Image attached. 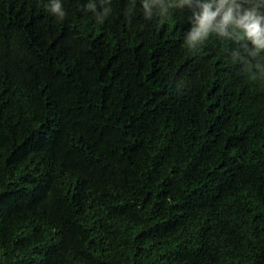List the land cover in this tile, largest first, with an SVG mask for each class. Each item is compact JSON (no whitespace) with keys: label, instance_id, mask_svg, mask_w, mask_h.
Listing matches in <instances>:
<instances>
[{"label":"trees","instance_id":"obj_1","mask_svg":"<svg viewBox=\"0 0 264 264\" xmlns=\"http://www.w3.org/2000/svg\"><path fill=\"white\" fill-rule=\"evenodd\" d=\"M206 3L0 0V264H264V52Z\"/></svg>","mask_w":264,"mask_h":264},{"label":"clouds","instance_id":"obj_2","mask_svg":"<svg viewBox=\"0 0 264 264\" xmlns=\"http://www.w3.org/2000/svg\"><path fill=\"white\" fill-rule=\"evenodd\" d=\"M185 2H188V0H185ZM234 3L235 0H219V5L215 11L212 10L211 3L201 5L199 14L194 15L195 27L192 28L187 42L191 45L206 37L210 31L214 30V22L219 17L215 30L219 31L220 34H223V30L227 26H234L243 32L244 38L252 45L254 55L257 52H264V16L258 15L255 9L246 10L241 15L238 7L236 15H234L231 6ZM52 11L61 16L63 15L60 12L59 4H55Z\"/></svg>","mask_w":264,"mask_h":264}]
</instances>
